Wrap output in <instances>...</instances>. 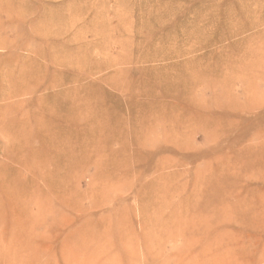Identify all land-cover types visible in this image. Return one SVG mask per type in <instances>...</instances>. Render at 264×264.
<instances>
[{
    "label": "rangeland",
    "instance_id": "1",
    "mask_svg": "<svg viewBox=\"0 0 264 264\" xmlns=\"http://www.w3.org/2000/svg\"><path fill=\"white\" fill-rule=\"evenodd\" d=\"M0 264H264V0H0Z\"/></svg>",
    "mask_w": 264,
    "mask_h": 264
}]
</instances>
